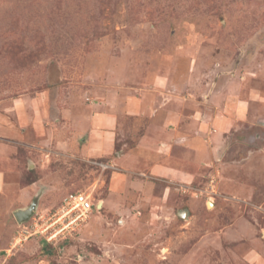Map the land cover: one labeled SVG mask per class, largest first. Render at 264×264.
Returning a JSON list of instances; mask_svg holds the SVG:
<instances>
[{
  "label": "rangeland",
  "instance_id": "rangeland-1",
  "mask_svg": "<svg viewBox=\"0 0 264 264\" xmlns=\"http://www.w3.org/2000/svg\"><path fill=\"white\" fill-rule=\"evenodd\" d=\"M0 177V264H264V0H0Z\"/></svg>",
  "mask_w": 264,
  "mask_h": 264
},
{
  "label": "built area",
  "instance_id": "built-area-1",
  "mask_svg": "<svg viewBox=\"0 0 264 264\" xmlns=\"http://www.w3.org/2000/svg\"><path fill=\"white\" fill-rule=\"evenodd\" d=\"M94 209L99 210L100 208L93 201L91 193H86L82 191L70 192L63 197L61 205L56 211V213H60V215L49 225L45 226L41 230H37L36 226H34L32 232L35 233L39 231L40 233H44L53 224L61 220L60 223L62 225L60 227H58L57 229L52 228L54 229L52 232H50L51 230H48L50 233L48 236L44 234L45 239L47 241H50V239L55 238L63 230H72L74 229V226L84 222ZM66 219L67 221L65 222Z\"/></svg>",
  "mask_w": 264,
  "mask_h": 264
},
{
  "label": "crops",
  "instance_id": "crops-1",
  "mask_svg": "<svg viewBox=\"0 0 264 264\" xmlns=\"http://www.w3.org/2000/svg\"><path fill=\"white\" fill-rule=\"evenodd\" d=\"M159 146H160V152L162 151V153H166V151H169L168 143L161 142ZM160 155H162V157L157 159L158 160L157 163L149 167L150 173L155 175L157 174L161 176L163 175L167 177H172L174 179L180 178L182 173L180 172V170L174 168L175 166L174 164H170V162H168L170 160L169 157L168 156L165 157L163 156V154Z\"/></svg>",
  "mask_w": 264,
  "mask_h": 264
},
{
  "label": "water",
  "instance_id": "water-1",
  "mask_svg": "<svg viewBox=\"0 0 264 264\" xmlns=\"http://www.w3.org/2000/svg\"><path fill=\"white\" fill-rule=\"evenodd\" d=\"M38 198H39V195H36L28 207L19 208L13 212V215H14V217L18 223H23V222L27 221L32 216V214L34 213V211L36 209ZM98 207L100 208V204L98 205ZM179 215L183 216L180 213H179Z\"/></svg>",
  "mask_w": 264,
  "mask_h": 264
},
{
  "label": "bare ground",
  "instance_id": "bare-ground-1",
  "mask_svg": "<svg viewBox=\"0 0 264 264\" xmlns=\"http://www.w3.org/2000/svg\"><path fill=\"white\" fill-rule=\"evenodd\" d=\"M207 205H208L209 207L212 206L211 201H209V202L207 203Z\"/></svg>",
  "mask_w": 264,
  "mask_h": 264
}]
</instances>
